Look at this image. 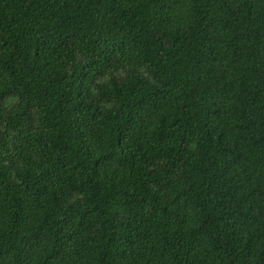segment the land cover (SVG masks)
<instances>
[{
  "label": "trees",
  "instance_id": "trees-1",
  "mask_svg": "<svg viewBox=\"0 0 264 264\" xmlns=\"http://www.w3.org/2000/svg\"><path fill=\"white\" fill-rule=\"evenodd\" d=\"M0 264H264V0H0Z\"/></svg>",
  "mask_w": 264,
  "mask_h": 264
}]
</instances>
